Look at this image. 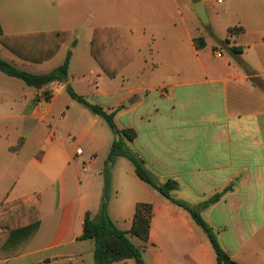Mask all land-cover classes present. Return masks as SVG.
Segmentation results:
<instances>
[{
	"label": "crops",
	"instance_id": "obj_1",
	"mask_svg": "<svg viewBox=\"0 0 264 264\" xmlns=\"http://www.w3.org/2000/svg\"><path fill=\"white\" fill-rule=\"evenodd\" d=\"M30 1L34 7L21 10L18 24L7 11L0 12L2 29L5 34L70 31L59 50L71 41L69 79L15 98L0 93V110L17 111L11 117L21 119L23 131L30 132L22 137L21 148L30 137L41 136L33 159L39 169L19 177L11 187L16 195L1 203L26 199L38 209L41 225L21 255L0 259V264H95L94 242L79 238L86 214L94 217L100 211L104 179L101 169L90 173L85 158L92 165L99 151L108 156L115 136L101 117L69 95L68 85L107 113L114 112L118 129L136 132L130 149L157 182H177L175 199L200 208L225 192L201 210L203 219L233 260L264 264V0H194L192 7L187 0ZM202 2L209 17L208 38L193 11ZM114 26L127 32L134 60L115 78L98 64L74 75V33L83 29L91 45L95 29ZM136 33L150 39L155 49L147 55L137 51ZM199 38L201 48L195 41ZM231 47L242 51L230 54ZM62 121L66 123L57 126ZM111 188L109 213L125 232L133 226L138 204L153 207L148 241L137 238L146 264H219L190 213L139 179L125 157L114 164Z\"/></svg>",
	"mask_w": 264,
	"mask_h": 264
},
{
	"label": "trees",
	"instance_id": "obj_2",
	"mask_svg": "<svg viewBox=\"0 0 264 264\" xmlns=\"http://www.w3.org/2000/svg\"><path fill=\"white\" fill-rule=\"evenodd\" d=\"M234 31L230 30V33ZM70 35V31L5 34L0 24V44L17 57L35 63H43L52 59ZM195 41L198 48L203 46L201 38ZM228 51L230 54L237 55L242 50L231 47L228 48ZM90 53L109 78H115L119 75L135 58L127 32L118 26L95 29L91 40ZM70 61L71 52H68L64 63L57 68L49 73L34 74L19 69L11 62L0 57V72L8 77L23 81L28 87L42 89L52 83L67 82ZM67 92L94 115L101 117L115 136L104 165V190L100 211L94 217L91 216V213L86 214L83 234L79 238V240H92L94 242L95 264H115L128 259H133L136 264H146L143 257V248L136 246L129 235L140 239L144 243L148 241L153 217L152 205L140 203L136 206L133 226L129 232L119 229L109 213L112 169L119 157H125L133 164L139 179L151 185L161 195L190 213L193 220L203 229L211 242L219 264H239L222 248L216 232L205 222L201 215V210L219 201L225 192L215 195L212 199L203 203L200 208L192 207L184 201L175 199L173 193L178 189L177 182H157L144 161L130 149L129 143L136 137L134 130L118 129L114 112L107 113L100 106L90 103L85 97L78 95L70 85L67 86ZM44 98L49 100L51 97L48 93H45ZM22 145L23 143L20 147ZM40 225L41 220L39 219L38 209L26 199L3 203L0 207V259L8 260L21 255L36 236Z\"/></svg>",
	"mask_w": 264,
	"mask_h": 264
},
{
	"label": "rangeland",
	"instance_id": "obj_3",
	"mask_svg": "<svg viewBox=\"0 0 264 264\" xmlns=\"http://www.w3.org/2000/svg\"><path fill=\"white\" fill-rule=\"evenodd\" d=\"M181 3L183 4V1H181ZM192 3H194V0H187V7H192L190 6L192 5ZM31 7H34V2L30 0H0V12L7 11V13L11 15L10 18L15 20L17 24L20 23L21 20V10H29ZM209 13V15L213 17L215 15V7L210 8ZM188 15L193 16L192 10H189ZM178 24H180L179 21ZM199 29L203 33V37L208 38L211 36V34L209 33V28L207 26L200 25ZM74 35L78 39V57L77 59L75 58L73 60L72 70L74 71V75H82L83 73H86L84 70H87V72L90 71L86 68L90 67L91 65L97 66V63L90 55V41L88 40V35L85 33V31L80 28L78 32L74 33ZM136 38H138V41ZM157 39L159 42L158 46L163 47L165 43L162 41V38ZM135 40L136 50L141 51L143 54L147 55L150 48L155 49L152 41L150 39L147 40L146 37L142 34L136 33L134 36V41ZM70 46L71 41L67 42L62 50L52 60L42 64L25 63L22 60L16 59L1 44L0 57H12L13 59H15L14 62L8 59L6 60L13 63V65H15L19 69L26 70L34 74H45L64 63L67 52L70 50ZM225 52L226 51L224 50V53ZM80 59L82 60V64L80 62ZM92 78L94 79L95 76L93 75ZM85 81L87 82V80ZM3 92L11 93L13 98H15L19 97L23 92L33 93L35 92V88L28 87L23 81L10 78L0 72V93ZM18 114L19 113L17 111L8 113L6 111L4 112V110H0V205L3 201H10V199H13V197L16 195V193H11V187L19 177H21L25 172H28V174H34L35 170L39 169L36 165L33 164V159L39 147L38 145L41 140V136L38 135V133L35 134L33 137H30L28 139V143L24 146V148H21L20 145L24 142L22 137H28L30 135V132L23 131L21 119H19L18 117H11V115L15 116ZM103 122L108 132H111V134H113L106 122L104 120ZM60 123L66 122L62 121L56 123L57 126L60 127ZM64 131L65 129L62 128V131L59 134L62 138L65 137V135L63 134ZM48 132L49 131L46 130V134H48ZM85 151L86 154H88L89 150L87 148ZM102 153L104 154V152L102 151L98 152V160L92 165L91 163H89V158L86 156L85 161L88 164V168L91 174H94L100 169L103 173L105 161L107 160L108 156H103ZM79 169L80 171H82L81 165H79ZM76 181L77 178H75V182ZM110 195L112 196V188ZM131 241L136 246L140 247L142 245L141 241L137 238L133 237Z\"/></svg>",
	"mask_w": 264,
	"mask_h": 264
},
{
	"label": "water",
	"instance_id": "obj_4",
	"mask_svg": "<svg viewBox=\"0 0 264 264\" xmlns=\"http://www.w3.org/2000/svg\"><path fill=\"white\" fill-rule=\"evenodd\" d=\"M193 11L195 12V14L199 18L200 22L204 26H208L209 25V19L207 17V13H206V10H205V3L202 2V3H199V4L195 5L193 7Z\"/></svg>",
	"mask_w": 264,
	"mask_h": 264
},
{
	"label": "built area",
	"instance_id": "obj_5",
	"mask_svg": "<svg viewBox=\"0 0 264 264\" xmlns=\"http://www.w3.org/2000/svg\"><path fill=\"white\" fill-rule=\"evenodd\" d=\"M223 2V0H218V3H222ZM219 57H221V54L220 53H218L217 54Z\"/></svg>",
	"mask_w": 264,
	"mask_h": 264
}]
</instances>
